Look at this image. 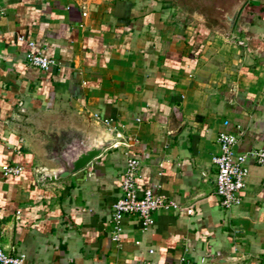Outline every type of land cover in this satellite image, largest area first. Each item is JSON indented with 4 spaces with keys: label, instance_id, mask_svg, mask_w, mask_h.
I'll list each match as a JSON object with an SVG mask.
<instances>
[{
    "label": "crops",
    "instance_id": "crops-1",
    "mask_svg": "<svg viewBox=\"0 0 264 264\" xmlns=\"http://www.w3.org/2000/svg\"><path fill=\"white\" fill-rule=\"evenodd\" d=\"M188 1L0 0V246L24 264H264V164L247 156L226 208L212 161L224 120L238 151L264 148V0ZM76 132L117 146L40 180ZM129 157L179 208L114 228Z\"/></svg>",
    "mask_w": 264,
    "mask_h": 264
},
{
    "label": "built area",
    "instance_id": "built-area-1",
    "mask_svg": "<svg viewBox=\"0 0 264 264\" xmlns=\"http://www.w3.org/2000/svg\"><path fill=\"white\" fill-rule=\"evenodd\" d=\"M28 63L32 66L48 70L53 61L39 53H28ZM96 118L99 119L98 115ZM107 122V119H103ZM223 127L217 135L219 151L212 157L217 171L215 174L216 194L220 204L229 208L240 200V191L244 187V178L247 172L246 158L252 156L258 164H264V148L253 149L248 152L237 150L239 132L228 129L229 121H223ZM117 144H114L116 147ZM139 159L129 157L126 160L122 171L120 183V196L112 203V219L115 222L114 228L119 227V222L125 216L137 214L144 227L150 226L153 221V214L158 210L178 209L177 203L165 199L151 188H141L137 184ZM4 175L18 174L21 167L16 164L2 165ZM192 213V209H187ZM116 239V237H114ZM23 255L5 251L0 246V264H24ZM180 264H188L180 262Z\"/></svg>",
    "mask_w": 264,
    "mask_h": 264
},
{
    "label": "water",
    "instance_id": "water-1",
    "mask_svg": "<svg viewBox=\"0 0 264 264\" xmlns=\"http://www.w3.org/2000/svg\"><path fill=\"white\" fill-rule=\"evenodd\" d=\"M235 16L230 17L231 22ZM115 143L114 139L90 138L89 135L74 133L60 148L50 149L48 158L56 165L51 173L40 174V180H60L85 168L93 159Z\"/></svg>",
    "mask_w": 264,
    "mask_h": 264
},
{
    "label": "rangeland",
    "instance_id": "rangeland-1",
    "mask_svg": "<svg viewBox=\"0 0 264 264\" xmlns=\"http://www.w3.org/2000/svg\"><path fill=\"white\" fill-rule=\"evenodd\" d=\"M188 2H190V5H197L196 3H200V6L201 8L200 9H203V10H207L208 8L206 7L207 4L209 3L208 0H199V1H195L196 3L193 4V0H189ZM202 6H205V7H202Z\"/></svg>",
    "mask_w": 264,
    "mask_h": 264
}]
</instances>
